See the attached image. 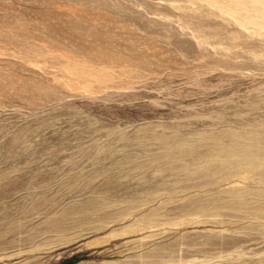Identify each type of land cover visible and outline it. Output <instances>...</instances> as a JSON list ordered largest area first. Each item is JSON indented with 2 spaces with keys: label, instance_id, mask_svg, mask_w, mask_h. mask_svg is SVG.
<instances>
[{
  "label": "rangeland",
  "instance_id": "rangeland-1",
  "mask_svg": "<svg viewBox=\"0 0 264 264\" xmlns=\"http://www.w3.org/2000/svg\"><path fill=\"white\" fill-rule=\"evenodd\" d=\"M263 17L0 0V264H264V173L186 169L203 134L264 129Z\"/></svg>",
  "mask_w": 264,
  "mask_h": 264
},
{
  "label": "bare ground",
  "instance_id": "bare-ground-1",
  "mask_svg": "<svg viewBox=\"0 0 264 264\" xmlns=\"http://www.w3.org/2000/svg\"><path fill=\"white\" fill-rule=\"evenodd\" d=\"M260 25L264 29V17ZM200 138L211 144L212 148L208 154V156H211V160L204 167L197 170H189L186 167L188 173L202 177L222 171L264 173V129L226 130L218 134L206 133ZM157 140L160 144L169 148L168 151H171L170 141L167 138L159 136ZM224 141H228V145H225ZM175 151L179 156H184L197 152V147L180 144L175 148ZM210 161H214V167ZM238 196L239 194L233 192L231 195L232 200L236 201ZM217 207H222V205H217Z\"/></svg>",
  "mask_w": 264,
  "mask_h": 264
}]
</instances>
